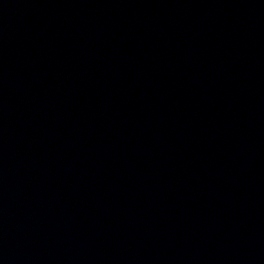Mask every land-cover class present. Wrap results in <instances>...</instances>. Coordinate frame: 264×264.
<instances>
[{"label":"water","instance_id":"water-1","mask_svg":"<svg viewBox=\"0 0 264 264\" xmlns=\"http://www.w3.org/2000/svg\"><path fill=\"white\" fill-rule=\"evenodd\" d=\"M0 264H264V0H0Z\"/></svg>","mask_w":264,"mask_h":264}]
</instances>
